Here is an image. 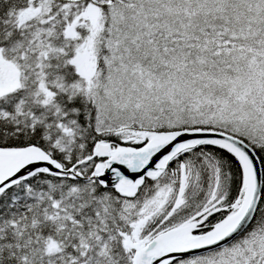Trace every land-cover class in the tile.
Returning a JSON list of instances; mask_svg holds the SVG:
<instances>
[{"label": "snow or ice", "instance_id": "6c2138e0", "mask_svg": "<svg viewBox=\"0 0 264 264\" xmlns=\"http://www.w3.org/2000/svg\"><path fill=\"white\" fill-rule=\"evenodd\" d=\"M0 264H264V0H0Z\"/></svg>", "mask_w": 264, "mask_h": 264}]
</instances>
